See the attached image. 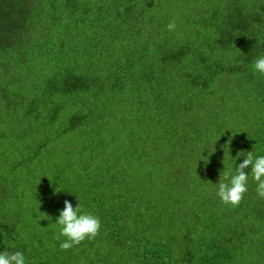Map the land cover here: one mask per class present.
Wrapping results in <instances>:
<instances>
[{"label":"trees","instance_id":"trees-1","mask_svg":"<svg viewBox=\"0 0 264 264\" xmlns=\"http://www.w3.org/2000/svg\"><path fill=\"white\" fill-rule=\"evenodd\" d=\"M123 1L0 0V154L21 155L0 175V252L58 264L63 237L37 210L66 193L35 176L66 139L63 157L95 162L113 201L98 176L71 197L102 227L62 264H264L256 182L236 208L216 195L223 170L264 155V0Z\"/></svg>","mask_w":264,"mask_h":264},{"label":"rangeland","instance_id":"rangeland-1","mask_svg":"<svg viewBox=\"0 0 264 264\" xmlns=\"http://www.w3.org/2000/svg\"><path fill=\"white\" fill-rule=\"evenodd\" d=\"M113 2L114 0H108ZM128 2V0H126ZM116 3H119L121 5H127L126 2L123 0H115ZM140 3V2H138ZM182 13L184 14L186 11V4L183 2L182 6ZM38 108V105H37ZM10 120L9 114L6 112L5 108L0 105V133L2 131H7L8 135H10V128L9 125L6 124ZM4 123V125H3ZM42 129L37 130L36 136L37 138H42L45 136V131H47V128L44 126L41 127ZM110 128L113 130L112 125L105 126L103 132ZM101 130V128H99ZM4 143H8L3 139ZM68 142L66 139L62 140L61 142L56 143L55 147V157L52 156V153L44 154L42 157H40V161L42 164L38 166L39 169L38 175L35 176L37 179H43L44 183H48V188H53L54 190L56 188L64 189L66 193L65 199H59L57 200H51L49 201V205L44 206L43 208H40L37 210L38 216H43L46 218H50L51 221H53V225L55 229L59 228V225L56 224V220L59 216L60 210L64 208V201L68 200L70 201L71 197L79 195L80 193H85L83 189L88 190L91 192L92 195L95 193V184L97 176L101 179V186L104 192V202L106 204H110L112 199V190L109 188V177L103 173L100 170H96L95 165L96 163L91 160H81V159H68L63 157L64 150H60L62 148L67 147ZM4 151H1L2 154H0V175L7 176V162H17L21 159V155L16 156L15 158H12L14 156V152L10 149L3 153ZM31 152L27 150V155H30ZM12 158V159H11ZM83 168H87V171L85 173H82L80 170ZM62 181V183L59 184V179ZM29 183L28 177H23L19 182H15L14 180L10 181V184L13 185L15 190L17 188L21 189H27ZM71 202V201H70ZM27 203V200H26ZM72 203V202H71ZM74 205V203H72ZM43 206V205H42ZM100 209H104L103 203L100 204ZM85 211V210H83ZM87 212V211H86ZM29 218H27L28 221ZM36 226L32 225L31 230H35ZM64 241V237H63ZM62 241V242H63ZM168 244L171 246H174L176 244L175 240L168 241ZM74 247L70 250L64 251L61 250L62 253L60 254L59 259H55V263L62 264L64 262V259L67 258L72 253V250ZM116 260V258H115ZM75 264H80V261L77 257L74 256Z\"/></svg>","mask_w":264,"mask_h":264},{"label":"clouds","instance_id":"clouds-1","mask_svg":"<svg viewBox=\"0 0 264 264\" xmlns=\"http://www.w3.org/2000/svg\"><path fill=\"white\" fill-rule=\"evenodd\" d=\"M176 28L175 21L167 25V30L170 32L175 31ZM252 68L255 72L264 75V56L256 59ZM249 167H251L250 174L246 171ZM249 176L257 184L258 196L264 199V155L254 156L253 152L249 151L234 173L231 170H223L220 173L219 182L216 184V195L220 202L233 208L239 207L248 192ZM56 224L59 225V231L55 239L60 240L64 237V241L59 245L64 251L79 246L86 240H94L100 235L102 227L98 216L83 211L79 202L73 207L68 200L64 201V208L60 210ZM0 264H27V261L22 251H4L0 252Z\"/></svg>","mask_w":264,"mask_h":264}]
</instances>
